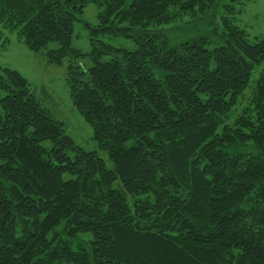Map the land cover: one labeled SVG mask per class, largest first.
Wrapping results in <instances>:
<instances>
[{
	"label": "trees",
	"instance_id": "1",
	"mask_svg": "<svg viewBox=\"0 0 264 264\" xmlns=\"http://www.w3.org/2000/svg\"><path fill=\"white\" fill-rule=\"evenodd\" d=\"M244 1L217 14L219 0H0L4 32L67 62L71 102L112 166L1 68L0 264H264V36L234 25ZM90 4L83 54L72 36ZM203 17L206 32L171 42L174 24Z\"/></svg>",
	"mask_w": 264,
	"mask_h": 264
},
{
	"label": "rangeland",
	"instance_id": "2",
	"mask_svg": "<svg viewBox=\"0 0 264 264\" xmlns=\"http://www.w3.org/2000/svg\"><path fill=\"white\" fill-rule=\"evenodd\" d=\"M228 0H219V7L216 13L222 12V7ZM237 11L234 17V25L242 29L250 42L264 36V0H247L235 6ZM100 10L93 4L88 5L83 14L79 17L80 22L74 25L72 46L83 54L91 52L89 44V32L99 25L97 15ZM203 21L183 25L184 22L174 24L179 26L170 34L171 42L176 43L187 37L199 36L208 30L206 22ZM187 32V33H186ZM102 41L114 48L135 49V44L130 39L124 38H102ZM103 56L101 61L108 60ZM86 67L91 66L88 57L83 61ZM65 61L62 66L46 65L45 59L38 53H33L25 48L18 41L15 34L4 32L0 27V69L9 68L17 71L30 84V89L36 100L46 107L51 116L64 124L66 136L74 145L88 152H96L98 157L104 161L105 167L111 169V163L107 155L100 151L93 140L92 127L85 122L77 109L73 106L67 84ZM263 65L258 66L251 75L250 86L257 80ZM249 89L246 91L248 96Z\"/></svg>",
	"mask_w": 264,
	"mask_h": 264
}]
</instances>
